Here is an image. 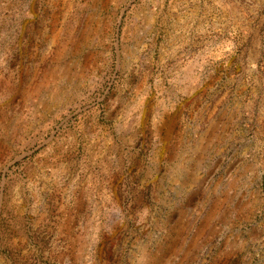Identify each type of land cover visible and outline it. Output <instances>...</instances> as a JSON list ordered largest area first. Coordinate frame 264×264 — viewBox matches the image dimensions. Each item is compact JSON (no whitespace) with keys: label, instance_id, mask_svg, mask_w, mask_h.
Returning <instances> with one entry per match:
<instances>
[{"label":"rangeland","instance_id":"rangeland-1","mask_svg":"<svg viewBox=\"0 0 264 264\" xmlns=\"http://www.w3.org/2000/svg\"><path fill=\"white\" fill-rule=\"evenodd\" d=\"M0 264H264V0H0Z\"/></svg>","mask_w":264,"mask_h":264}]
</instances>
